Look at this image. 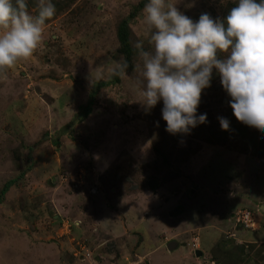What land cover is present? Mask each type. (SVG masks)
Instances as JSON below:
<instances>
[{"label": "rangeland", "instance_id": "rangeland-1", "mask_svg": "<svg viewBox=\"0 0 264 264\" xmlns=\"http://www.w3.org/2000/svg\"><path fill=\"white\" fill-rule=\"evenodd\" d=\"M169 2L197 21L223 20L236 0ZM53 3L37 50L0 74V188L12 180L0 200V264H149V251L152 264H264V155L242 149L236 121L221 129L232 109L219 75L197 109L207 122L170 134L163 102L148 108L134 88L133 44L151 49L147 0ZM121 22L131 53L127 76L113 81Z\"/></svg>", "mask_w": 264, "mask_h": 264}, {"label": "clouds", "instance_id": "clouds-1", "mask_svg": "<svg viewBox=\"0 0 264 264\" xmlns=\"http://www.w3.org/2000/svg\"><path fill=\"white\" fill-rule=\"evenodd\" d=\"M55 14L53 0H36L35 14L28 0H0V74L6 78L8 69L34 54ZM142 22L151 49L143 40L133 44L142 62L134 88L148 108L163 102L167 132L187 134L207 122L197 109L213 69L236 120L264 132V0H236L223 20L202 13L197 21L169 0H147ZM128 67L124 58L114 60L109 74L124 78ZM218 120L229 129L226 118Z\"/></svg>", "mask_w": 264, "mask_h": 264}, {"label": "trees", "instance_id": "trees-1", "mask_svg": "<svg viewBox=\"0 0 264 264\" xmlns=\"http://www.w3.org/2000/svg\"><path fill=\"white\" fill-rule=\"evenodd\" d=\"M29 5V3H28ZM117 38L119 40V44L125 54V59L127 60L128 56L130 55V47H129V40H128V29L125 24V22H121L118 25L117 31H116ZM212 75H218L216 71H213ZM113 81H117L118 77L111 76ZM231 98L227 95V103H229V100ZM232 110L228 114V121L235 122L232 133L233 135L238 138L239 140H242L244 144H249L246 147H243L242 149L250 148V152H256L259 155H264V132L259 131L255 128L249 127L247 125L242 124L241 122H238L234 115H231ZM231 115V116H230ZM12 183V180L5 181L1 188H0V200L3 194L7 191V188L9 184Z\"/></svg>", "mask_w": 264, "mask_h": 264}, {"label": "crops", "instance_id": "crops-1", "mask_svg": "<svg viewBox=\"0 0 264 264\" xmlns=\"http://www.w3.org/2000/svg\"><path fill=\"white\" fill-rule=\"evenodd\" d=\"M104 226H105V228L108 229V230H109V229H110V230H115V229H116V223H114V221H112V220L109 221V222H107V224H105ZM29 238H30V241H29L30 244H31V243H34V241L32 240L33 237H29ZM68 239H69V240H70V239H71V240H74V238H72V237H71V238H68ZM38 241H39V240H38ZM50 241H51V240H50ZM51 242H53V241H51ZM36 243H37V242H36ZM32 253H33V255L35 254V252H32ZM148 254H149V264H152V256H153L152 251H149ZM48 257H49L50 259H52L50 256H48Z\"/></svg>", "mask_w": 264, "mask_h": 264}, {"label": "built area", "instance_id": "built-area-1", "mask_svg": "<svg viewBox=\"0 0 264 264\" xmlns=\"http://www.w3.org/2000/svg\"><path fill=\"white\" fill-rule=\"evenodd\" d=\"M240 222H243V223L249 224V225H250V223H253V221L251 220V217L247 211H245L244 214L242 215Z\"/></svg>", "mask_w": 264, "mask_h": 264}, {"label": "water", "instance_id": "water-1", "mask_svg": "<svg viewBox=\"0 0 264 264\" xmlns=\"http://www.w3.org/2000/svg\"><path fill=\"white\" fill-rule=\"evenodd\" d=\"M195 254H196V255H200L201 253H200V251L195 250Z\"/></svg>", "mask_w": 264, "mask_h": 264}]
</instances>
